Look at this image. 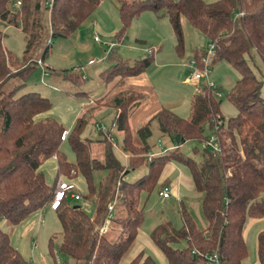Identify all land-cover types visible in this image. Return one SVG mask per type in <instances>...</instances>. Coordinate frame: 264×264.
I'll use <instances>...</instances> for the list:
<instances>
[{
	"label": "trees",
	"instance_id": "trees-1",
	"mask_svg": "<svg viewBox=\"0 0 264 264\" xmlns=\"http://www.w3.org/2000/svg\"><path fill=\"white\" fill-rule=\"evenodd\" d=\"M101 1L0 0V223L6 221L14 226L31 213L50 208L58 179L72 180L81 175L87 186L84 198L94 203L95 215L91 217L81 206L70 205L67 202L70 196H65L53 210L61 225L59 250L70 259L64 264H120L144 220L142 194L148 197L156 187H161L159 180L165 165L176 162L188 169L196 191L201 193L200 210L205 225H199L181 202L178 209L181 226L174 228L169 222L157 224L149 234L150 240L166 264H213L208 259L214 255L218 264H242L247 257L244 227L248 220L264 219V98L261 95L264 81L250 65L253 55L264 65V0L212 3L116 0L120 23L114 41L117 45L134 19L151 12L167 16L180 53L183 50L181 21L185 19L214 45L210 68L218 61H226L239 74L226 94L236 109L235 115H222L215 83V87L200 84L190 99L187 117L159 109L136 130L140 144L133 139L129 115L142 101L143 94L133 89L118 91L105 102L100 98L88 103L69 131L51 117L38 118L51 107L46 97L35 91L19 93L36 64L44 62L49 39L71 36ZM9 26L19 28L26 39L23 62L2 43L3 28ZM32 46L42 49L35 60L28 56ZM113 47L106 53L110 63L100 74L106 84L141 75L154 60L151 52L130 63L113 55ZM194 57L197 68H202L206 49H196ZM62 77L73 83L84 80L81 73L73 70H63ZM101 106L114 113L113 125L123 135L120 147L128 156L126 164L115 154L109 131L101 138H82L95 109ZM152 121L157 122L175 147L148 159L147 138ZM206 129L215 133L219 152L212 154L203 147L201 159L196 161L179 151L185 141L202 143L207 138ZM64 132L67 134L62 138ZM63 142L69 144L73 161L61 150ZM95 144L100 149L95 150ZM192 151L197 153L198 148L194 146ZM52 157L56 160L57 174L54 182L48 184L40 166ZM141 167H145L142 175L128 177ZM80 197L79 194L78 199L71 198ZM110 204L114 207L108 231L100 235L95 228L106 219ZM182 242L184 246L179 247ZM256 256L257 264H264V229L257 234ZM0 264H33L10 243L8 233L1 226ZM126 264L157 263L151 255L140 251Z\"/></svg>",
	"mask_w": 264,
	"mask_h": 264
},
{
	"label": "rangeland",
	"instance_id": "rangeland-1",
	"mask_svg": "<svg viewBox=\"0 0 264 264\" xmlns=\"http://www.w3.org/2000/svg\"><path fill=\"white\" fill-rule=\"evenodd\" d=\"M204 1L212 3L217 0ZM108 2H112V0H103L90 17L71 36L49 39L50 47L47 56L44 58V62L36 64V67L25 79V84L19 93L35 91L46 97L50 101L51 107L47 112L39 115L38 118L51 117L60 122L66 131H69L73 128L77 117L88 103L85 94L90 93L93 97L100 96L106 91L109 92V87H111V90L116 85L114 83H104L100 76L101 71L105 70L110 63L109 59L104 58V55L110 50V46H119L118 48L122 46L134 47L136 52L133 54L125 50L123 55L120 53V50H117V55L115 51L112 53L116 57L130 63L145 53L149 54L153 52L155 59L160 54L159 60L156 63L153 61L146 69V74L153 78V85L144 84L138 86V90L142 91L145 97V102L138 109V114L136 113L129 117L130 130L135 140L136 130L142 125V120L149 115L150 111L157 107L164 105L171 112L176 111L178 116L181 114L183 115L182 117H187L189 113V97L194 92V85L207 83L205 78L195 83L188 80L189 72L194 70L192 69L191 62H196L194 51L196 47L197 49H207L209 43L206 42L205 37L198 30L191 27L185 19H182L183 50L179 53L175 48L176 39L167 16H161L162 18L157 19L149 13L134 19L124 34V38L120 40L121 43L117 45L114 41H116V32L119 29L120 23L118 25L114 23L113 18L108 12L109 10L112 11ZM150 25L156 30H153ZM3 32L5 34L2 40L4 47L11 51L18 61L23 62L26 58V39L24 34L19 28L13 26L3 28ZM158 49L161 52L158 51L156 55L155 52ZM41 52V46H32L28 56L30 59L35 60L36 57L41 55ZM169 56L177 58L176 61L181 62V68L178 69V72L183 70L182 77L179 76L177 71H173L175 66H169L175 65V63H172L173 58ZM252 57L250 65L254 69L256 76L264 81V65L260 63L256 55ZM89 60H93V64H89ZM208 61L210 62V60ZM159 63H166L169 67L161 69L162 67H160ZM194 67L197 68L196 63ZM48 68L50 69L49 71ZM63 70L79 72L84 80L80 83H73L67 79H63ZM210 72L209 80L219 88L218 98L221 100L220 109L222 115L224 117L235 115L236 109L227 100L226 94L239 78L238 72L226 61H218L212 64ZM14 80L15 82H20L21 79ZM122 85L126 88L121 83L116 85L114 90H111V94H104L102 96L104 102L110 99L114 92L120 90ZM75 93L81 94V97L75 96ZM261 95L264 98V84L261 88ZM113 118V112L94 114L92 120L85 126L82 138H101L102 135L109 131L114 139V152L120 161L125 164L124 155L120 150L123 135L113 125ZM102 126L105 127V132H101L100 128ZM150 129L151 134L147 138V142L150 146L151 155L163 152V148L164 151L173 149V141L161 132L156 121L151 122ZM210 134V130L206 129L205 136L208 137ZM98 145L95 144L93 148L97 150L100 146ZM194 146L198 148L197 153L192 151ZM202 148V143L185 141L180 145L179 151L199 161L201 159ZM61 150L66 154L68 160H74V154L67 142L62 143ZM94 155L97 156L99 154L96 151ZM174 163L181 171L186 174L189 172L182 164ZM40 170L47 183L52 184L57 174L56 160L53 157L47 159L41 164ZM128 177L132 179L134 175H128ZM59 180L72 182L81 196L79 200L69 197L67 202L72 206H81L85 213L94 217V203L84 198V195L87 193L84 178L78 175L72 180L65 177H60ZM95 180L97 181V176ZM158 189L159 187H156L148 197L145 194L141 196L140 203L144 210V220L140 227V239H145L153 227L160 223L169 222L174 228H179L181 220L178 209L180 206L179 201L181 200L185 203L196 222L201 226L205 225L200 210L201 193L182 190L183 193L180 197H177L174 193H170L168 198H164L158 195ZM246 224L247 257L243 260L242 264H253L257 259L256 238L258 232L264 229V219L252 225H249L248 222ZM0 226L8 233L10 243L31 263L64 264L65 262H70V259L59 250L61 225L55 211L49 207L31 213L17 225L11 226L6 221H3L0 223ZM113 232H116L115 228H113ZM108 234L110 235L111 233L109 232ZM148 242L150 245L145 243L142 245L144 252L151 255L157 264H166V260L161 252L151 241ZM135 243L136 240L130 246V250L134 248ZM178 246L183 247L184 243L182 242ZM126 256L122 259L123 261Z\"/></svg>",
	"mask_w": 264,
	"mask_h": 264
},
{
	"label": "crops",
	"instance_id": "crops-1",
	"mask_svg": "<svg viewBox=\"0 0 264 264\" xmlns=\"http://www.w3.org/2000/svg\"><path fill=\"white\" fill-rule=\"evenodd\" d=\"M103 1V0H102ZM101 1V2H102ZM101 2H100V4H101ZM99 4V5H100ZM108 5H110V7L112 8V11L111 10H109L108 12H109V14H110V16L113 18V21H114V23L115 24H119V21H118V18H119V16H118V3H117V1L116 0H112V2H108ZM108 10V9H107ZM152 14V16H155L157 19L158 18H160L161 16H158V15H156V14H154V13H151V12H146V13H143L142 15H144V14ZM118 17V18H117ZM139 17H141V15L139 16ZM138 18V17H137ZM162 18V17H161ZM168 19V18H167ZM168 22H169V20H168ZM84 23V22H83ZM169 25H170V23H169ZM151 26V25H150ZM170 27H171V25H170ZM151 28L153 29V30H156L154 27H152L151 26ZM172 29V28H171ZM124 38V37H123ZM122 38V39H123ZM205 40H206V42L207 43H209V41L206 39V37H205ZM159 41L161 42V40L159 39ZM121 43V41L119 42V44ZM118 44V45H119ZM160 46V45H159ZM119 46H114L113 47V50L115 51V54L117 55V50L119 51L120 50V53L123 55V52H125V51H128V52H131L132 54L133 53H135L136 51L134 50V47H131V46H122V47H120V48H118ZM204 47H206V46H204ZM203 47V48H204ZM118 48V49H117ZM176 48V47H175ZM111 49V48H110ZM122 49V50H121ZM197 49V47L195 48V50ZM125 50V51H124ZM158 51H159V49L155 52L156 53V55H157V53H158ZM159 52H161V51H159ZM146 54V53H145ZM141 55V57H144V56H146V55H148V54H146V55ZM154 56H155V54H153ZM162 55H164V54H162ZM159 56H160V54L159 55H157L156 56V59L154 58V62L156 63L157 62V60H159ZM165 56V55H164ZM140 56H139V58H141ZM169 57H172V56H169ZM104 58L105 59H107L106 58V54L104 55ZM119 58V57H118ZM122 58V57H121ZM173 58V60H172V63H175V65H169V66H175L174 67V69H173V71L175 72V71H177L178 72V69L179 68H181V62L179 63L178 61H176V59L177 58H174V57H172ZM138 59V58H137ZM90 61V60H89ZM110 61V60H109ZM176 61V62H175ZM89 64H93V63H89ZM159 65H160V67H162L161 69H163V68H165V67H169L166 63H159ZM108 67V66H107ZM106 67V68H107ZM182 67H184V66H182ZM105 68V69H106ZM211 68H212V66H211ZM211 68H210V71H211ZM182 71L183 70H181L180 72H178V74H179V76H181L182 77V75H183V73H182ZM211 73V72H210ZM209 76H210V74H209ZM209 76H208V79H209ZM188 80L190 81V82H192V83H195L194 81H192V80H190L189 78H188ZM111 83H114V84H116V85H118V84H124L125 86H126V88L122 85V87L120 88V90H117L116 92H118V91H121V90H123V89H133V90H135V91H137V92H141L142 93V91H140V90H138V86H140V85H144V84H151V85H153V78L152 77H150L148 74H146V71L143 73V74H141V75H138V76H133V77H126L125 79H123V80H119V79H115V80H113L112 82H110V84ZM113 84V85H114ZM116 85L114 86V87H112V89L111 90H114V88L116 87ZM195 86V89H194V92H196V90H197V85H194ZM110 88L111 87H109V89H108V91L109 92H104L103 94H101L100 96H94L93 97V95L92 94H88L87 93V95H88V98L89 99H87L88 100V103L89 104H91V103H93L94 102V100L95 99H100V98H102V96L104 95V94H111L112 92H111V90H110ZM137 88V89H136ZM116 92H114V93H116ZM194 92L193 93H191V97H192V95L194 94ZM143 94V93H142ZM110 96V95H109ZM191 97H189L190 99H191ZM144 102H145V97H144V95H143V99H142V101L138 104V105H136L132 110H131V112H130V115H129V117L130 116H132V115H135L137 112H138V109L139 108H141L142 107V105L144 104ZM87 103V104H88ZM189 103H190V100H189ZM161 108H166V106H164V105H162V106H160V107H157L156 109H153L152 111H150V113H149V115L147 116V117H145L143 120H142V125L144 124V123H146L147 122V120H148V118H151V116L153 115V114H155L159 109H161ZM103 112H110V111H108L107 110V107H104V106H101V107H99V108H96L95 109V114H99V113H103ZM173 113H175V114H177V112L176 111H174ZM138 114V113H137ZM180 116L182 117L183 115H181L180 114ZM101 131L102 132H105V129L104 130H102L101 129ZM136 143H139L140 144V141L138 140V138H137V136H135V140H134ZM173 148L175 147V145H173L172 146ZM100 149V148H99ZM120 150H121V147H120ZM163 150V152H159V153H156V154H154V155H157V154H161V153H165V152H167V151H164V148L162 149ZM121 152H122V150H121ZM122 154L124 155V158H125V164L127 163V159H128V156L125 154V153H123L122 152ZM148 154H151V150H150V148H149V153ZM153 156V155H152ZM174 162H168L166 165H165V167H164V169H163V171H162V173H161V176H160V180H159V184H160V186L161 187H159V189H158V195L160 196V197H162L160 194H159V192L162 190V188H164V187H167L168 188V190H169V196H170V193H174V194H176V196L177 197H180V195L183 193V191L182 190H185V191H190V192H195L196 191V189H195V186H194V182H193V179H192V177H191V175H190V173L189 172H187V174L185 173V172H183V171H181V169L178 167V166H176V164L174 163ZM145 172V168H143V167H141V169L140 170H137V169H135V170H133L132 172H130L129 173V175H134V177L133 178H136V177H138V176H140V175H142L143 173ZM168 196V197H169ZM168 197H164V198H168ZM195 199V198H194ZM196 199H197V197H196ZM180 203L181 202H183L182 200L181 201H179ZM261 220H263V219H251V220H248V224L249 225H252V224H254V223H256V222H258V221H261ZM247 225V224H246ZM141 230V229H140ZM140 230H139V232H140ZM138 232V235H137V237H136V243H135V246H133L134 248L132 249V250H128L125 254H124V256H126L127 255V253H129L128 254V256H126V258H125V260L123 261L122 259L124 258V256L122 257V259H121V263L120 264H126L127 262H129L137 253H139L140 251H144L143 250V247H142V245L145 243V244H148V245H150L149 244V242L148 241H151L150 240V237H148L149 235H146V238L145 239H143V238H141L140 239V233ZM247 232H246V226L244 227V239H245V243H246V236H247V234H246ZM150 234V233H149ZM151 243H152V241H151ZM154 245V244H153ZM155 246V245H154ZM123 262V263H122ZM253 264H257V259H256V261L255 262H253Z\"/></svg>",
	"mask_w": 264,
	"mask_h": 264
},
{
	"label": "built area",
	"instance_id": "built-area-1",
	"mask_svg": "<svg viewBox=\"0 0 264 264\" xmlns=\"http://www.w3.org/2000/svg\"><path fill=\"white\" fill-rule=\"evenodd\" d=\"M20 2H17V5H19ZM95 39H97V37H95ZM112 45V44H111ZM112 47V46H110ZM214 55V45L213 44H209L207 49H206V57L202 58V62H203V67L202 68H195V63L196 62H191V66L192 69H194L193 71L189 72V79L194 81V82H198L199 80L205 78L207 80V85L208 86H212L215 87V84L213 82H211L208 79V76L210 74V65H209V61L210 58ZM89 63H93V60L90 61ZM102 130L105 129L104 126L101 127ZM67 132H64L62 138H64L66 136ZM203 147L208 148L212 154H216L217 152L220 151V147L219 144L217 142V137L215 135L214 132H212L206 139L203 140L202 142ZM148 159L151 158V154H148ZM76 187L72 182H64L62 180L57 181L56 184V188L54 191V197L50 203V208L52 210L56 209L60 202L63 200V198H65V196H70L73 197L74 199H78L79 198V194L75 191ZM159 194L162 197H168L169 196V190L167 187L162 188V190L159 192ZM113 204H110L108 206V215L106 217V219L104 220V222L99 225L98 227H96L95 229L97 230V232L101 235V234H105L108 231V224H109V219L112 216V211H113ZM210 261L213 262V264H218V259L216 258V256H210L209 259Z\"/></svg>",
	"mask_w": 264,
	"mask_h": 264
},
{
	"label": "water",
	"instance_id": "water-1",
	"mask_svg": "<svg viewBox=\"0 0 264 264\" xmlns=\"http://www.w3.org/2000/svg\"><path fill=\"white\" fill-rule=\"evenodd\" d=\"M175 140H176L177 142L179 141V136H178V135L175 136Z\"/></svg>",
	"mask_w": 264,
	"mask_h": 264
}]
</instances>
